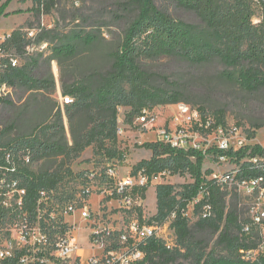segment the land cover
Listing matches in <instances>:
<instances>
[{
    "label": "trees",
    "instance_id": "trees-1",
    "mask_svg": "<svg viewBox=\"0 0 264 264\" xmlns=\"http://www.w3.org/2000/svg\"><path fill=\"white\" fill-rule=\"evenodd\" d=\"M176 8L193 12L202 22L203 27L187 23L176 18L168 9L157 4V0H131L123 4L124 10L134 11L123 34L122 43L113 54L111 69L104 73H93L77 82L67 84L60 80L63 96L73 99L71 105L65 106L69 124L70 141L65 138L60 117L59 130L49 124L38 127L34 133L18 138L0 150V166L5 165V154H28L30 164H19L15 177L25 189L24 208L31 220L35 217V208L40 192L53 191L70 173L68 165L80 157L81 153L92 145H98L100 151L106 150V141L116 140V120L120 107L128 108L125 115L127 124H131L144 109L161 106H174L185 103L178 93L168 92L153 87L152 74L147 66L150 63L167 58H178L193 64H202L213 58L219 59L226 68L235 72L229 79L235 81L239 88L254 91L264 87V0H168ZM11 0H0V19L10 16L6 9ZM56 6V0H34L35 11L40 14L50 13ZM260 17L258 23L253 21ZM51 32L42 29L37 35V43L47 42ZM94 37L86 35L84 43ZM35 43V42H34ZM31 44L22 28L13 30L0 44V54L17 58L25 56L22 66L11 67L7 58H0V85L7 84L13 88H22L27 93H44L55 90L56 83L50 74L41 73L40 61L47 66L60 58H72L76 47L72 43L61 44L52 49L49 56L43 52L30 56L26 48ZM0 99V103H5ZM188 104V103H185ZM190 105V104H188ZM191 106V105H190ZM202 112L207 110L192 106ZM75 114H83L86 121L75 126ZM215 124L224 122L221 110L209 112ZM86 124V125H85ZM255 131L263 124L252 126ZM150 151L149 159L141 160L132 168V175L141 172L150 182L153 178L168 174H189L193 183L186 185L183 191L173 194L169 185L156 188L157 213L154 220H165L171 214V228L176 238V247L165 248L160 240H150L145 251V264H264V255L255 262L241 259L240 251L253 249L254 233L243 232L240 212L235 204H227L228 193L207 177L211 172H202L205 155L197 150L179 151L160 141L146 142L139 146ZM215 151V150H212ZM261 146L254 145L237 152L223 155L239 164L238 179L255 177L259 170L247 160L263 155ZM49 163V167L33 171V163ZM146 187L135 192L144 194ZM201 194L195 203L197 210L209 205L211 215H201L190 224L186 217L189 204ZM7 211L0 209V222L6 218ZM14 217V215H12ZM210 231L218 234L216 245L223 246L228 256L206 252V246L199 248V232Z\"/></svg>",
    "mask_w": 264,
    "mask_h": 264
},
{
    "label": "rangeland",
    "instance_id": "rangeland-1",
    "mask_svg": "<svg viewBox=\"0 0 264 264\" xmlns=\"http://www.w3.org/2000/svg\"><path fill=\"white\" fill-rule=\"evenodd\" d=\"M129 1L131 0H56V6L50 13L38 14L33 7L34 0H11L6 9L10 16L0 19V44L15 29L22 28L25 32L27 29L43 28L51 32L49 40L41 43L35 41L33 50L28 52L30 56L38 52H43L45 57L49 56L54 47L68 43H72L77 51L74 57L54 60L49 66L42 62L43 59L40 61L41 73L43 75L51 73L53 76L56 83L55 90L27 93L22 88H13L6 84V92H3L0 85V99L6 100L5 103H0V150L7 148L6 145L12 141L34 133L42 125L49 124L55 126L53 130H59V112L64 129L63 134L68 142H71L66 108L61 105L63 95L60 80L70 84L93 73L104 74L111 69L113 54L121 45L127 25L134 17V11L131 8L126 11L122 6ZM157 4L168 7L176 18L203 27L202 22L193 12L176 8L174 3L168 0H157ZM255 19L259 21L260 17ZM86 35H91L94 39L84 43L82 39ZM41 46L43 48L38 50ZM16 57L17 67L22 66L27 59L26 55ZM147 69L152 74L153 87L169 94L178 93L185 103L203 108L208 112L223 111L227 127L234 125L250 146L264 147V87L250 92L240 89L235 81L229 79V74L235 71L226 68L217 58L202 64L167 58L148 64ZM155 109L159 116V126L175 112L173 106H161ZM128 111L129 109L125 107L118 109L116 140L105 142V147L115 157L111 159L106 150L100 151L98 145L86 148L79 158L69 163L70 173L52 191V201L46 206L57 216H63L66 207L72 204H77L78 207L85 206L91 212L92 219L87 225L79 212L70 218H65L69 230L76 236L78 246L87 256L94 252L100 253L102 249L114 243L113 240L101 237L93 248V244L89 242L92 232L109 229L123 230L134 219L142 225L154 226L162 230L170 226L168 217L165 220L153 219L157 213V186H172L173 194H177L183 191L186 185L193 183L189 174L160 175L150 181L144 194L132 192L134 203L131 209L121 205L114 194L116 181L107 177L106 172L112 168L116 171L118 180H124L132 174V168L138 162L151 157L147 150L139 146L146 142L157 141L156 130H151L150 127L143 130L137 118L133 119L131 124L126 123L125 115ZM74 118L75 126L83 125L86 121L83 114H75ZM259 124H263V127L255 131L252 126ZM22 151L24 150H20L18 155L22 154ZM46 167H49L47 162L30 165L33 171ZM238 168L239 164L234 161H219L213 151L207 153L202 164L203 173L211 172L208 179ZM86 190L89 191V196L81 199L82 192ZM225 191L228 193L227 204L237 205L242 224L252 227L253 240L257 246L264 241V230L260 231L258 227L251 225L248 213L249 200L232 186H228ZM200 199L199 196L187 207L185 215L190 224L195 223L201 215L202 208L199 210L195 208V203ZM21 224L10 214L6 215L4 221L0 222L1 246L8 238L15 240L18 238ZM58 228L49 220L29 223L30 236L24 247L31 255L27 256L25 264H40L38 258L34 256L33 245L36 234L34 229L48 231L53 240ZM169 230L173 232L171 227ZM169 230L165 234L161 233L168 240L172 238ZM217 237L218 234L213 235L210 231L199 232L196 236L197 244L199 248L206 246L207 253L213 251L215 255L228 256V251L223 246L216 245ZM45 260V264H75L73 260L66 263H55L48 258ZM188 262L183 261L185 264Z\"/></svg>",
    "mask_w": 264,
    "mask_h": 264
},
{
    "label": "built area",
    "instance_id": "built-area-1",
    "mask_svg": "<svg viewBox=\"0 0 264 264\" xmlns=\"http://www.w3.org/2000/svg\"><path fill=\"white\" fill-rule=\"evenodd\" d=\"M258 22L256 19L253 21L254 24ZM42 25L45 27L44 24ZM42 29L36 30L32 28L25 31L27 40L31 42L26 48L27 52L33 50L32 46ZM42 48L41 46L38 50ZM0 58H7L11 67H17V58L2 54H0ZM1 90L6 92L5 84L1 85ZM72 103L73 99L69 96L61 98L62 106H68ZM173 107L175 108L174 114L160 126L158 125L159 116L156 109H144L137 117V122L142 126L143 130L148 127L151 130L155 129L157 141L169 145L175 150H197L205 156L215 150L213 152L216 153L217 159L221 162L231 161L230 158L223 155L224 153L229 151L237 152L250 146L247 139L240 135L234 125L227 127L225 122L215 124V120L209 112H202L185 103H178ZM261 147L264 151V147ZM247 161L259 170L258 176L238 179L239 171L238 169H233L220 176H213L209 180L215 181L224 190L228 186H232L238 193L243 194L250 203L248 213L251 225L263 231L264 154L251 157ZM19 164L23 166L29 165V155H15L8 152L5 154V165L0 166V209L7 211L6 214H10V216L14 215L13 219L16 218L22 223L18 238L16 240L8 238L4 245H0V264H25L27 256L31 255L24 247L30 236L29 223L40 220H49V222L59 227L53 240H51V234L48 231L34 229L36 233L33 245L34 256L38 258V263L40 264L46 263L45 258L55 263H66L73 260L75 264H145L144 247L150 240L162 241L168 250L176 247L174 232L169 230L171 226H167L162 230L154 226L142 225L138 220L134 219L123 230L109 229L92 232L89 242L93 244V248L101 237L113 240L114 243L110 247L102 249L100 253L94 252L90 256L85 255L84 250L77 244L76 236L69 230L68 222L65 218H70L79 212L87 225L92 219L91 212L85 206L78 207L77 204H72L66 207L63 216H57L55 212H51L46 207L52 201V191H43L40 192V197L36 204L35 217L31 220L27 212L23 211L25 189L22 187L21 181L15 177ZM115 172L114 169L109 168L106 176L116 181L114 194L120 200L121 205L126 209H131L134 203L132 192L147 187L150 182L141 172L136 175L129 174L124 180H118ZM88 196L89 191H83L81 199ZM199 196L201 197V194ZM7 199H9L8 202ZM202 209L204 218L211 215L209 205H204ZM174 217V214L168 217L170 224ZM168 230L172 235L170 240L164 236ZM243 232L250 233L249 225L243 227ZM91 250L93 251L92 248ZM262 255H264V241L253 249L240 251L241 259L251 263Z\"/></svg>",
    "mask_w": 264,
    "mask_h": 264
},
{
    "label": "crops",
    "instance_id": "crops-1",
    "mask_svg": "<svg viewBox=\"0 0 264 264\" xmlns=\"http://www.w3.org/2000/svg\"><path fill=\"white\" fill-rule=\"evenodd\" d=\"M147 153H149V157L151 156V153H150V151H147Z\"/></svg>",
    "mask_w": 264,
    "mask_h": 264
}]
</instances>
